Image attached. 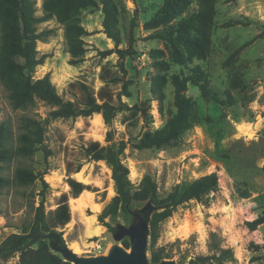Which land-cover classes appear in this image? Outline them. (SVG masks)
Returning <instances> with one entry per match:
<instances>
[{"label":"rangeland","instance_id":"1","mask_svg":"<svg viewBox=\"0 0 264 264\" xmlns=\"http://www.w3.org/2000/svg\"><path fill=\"white\" fill-rule=\"evenodd\" d=\"M42 1L34 3L38 17L46 13ZM168 1L110 0L118 44L104 32L100 0L74 11L72 21L86 31L80 37V60L69 51L65 19L49 14L36 23L37 31L44 33V40L36 41L37 56L44 59L31 79L47 74L56 92L75 103L84 98V85L96 103L106 100L117 111L110 126L98 112L51 119L54 107L34 96L24 98L17 79L0 78V243L32 228L41 197L46 212L63 193L69 202L66 179L82 175L89 187L84 191L95 202L78 209L69 205L71 216L60 229L62 237L79 255L106 254L112 244L128 242L127 237L115 240L111 231L117 223L130 222L128 209L147 201L130 198L125 206L126 193L131 197L144 175L151 176L163 198L175 185L184 187L216 172L217 188L176 206L158 224L153 247L175 264L219 255L220 249L232 254L223 264H264V223L255 229L248 225L264 217V0H179L177 12L162 19L160 11ZM193 14L188 29L186 21ZM4 22L0 11V48ZM131 38L135 52L123 60L116 52L103 54L127 48ZM14 91L23 99L20 106L13 100ZM178 94L191 126L159 148H140L146 134L162 128L179 111ZM32 119H48L41 143L21 138ZM109 130L112 141L106 140ZM91 142L120 149L131 183L121 194L116 215L101 220L99 214L120 191L106 162L88 153ZM150 248L148 238L149 259ZM17 262L16 252L0 254V264Z\"/></svg>","mask_w":264,"mask_h":264},{"label":"trees","instance_id":"2","mask_svg":"<svg viewBox=\"0 0 264 264\" xmlns=\"http://www.w3.org/2000/svg\"><path fill=\"white\" fill-rule=\"evenodd\" d=\"M102 3L101 10L104 14L103 28L107 37L111 38L116 44L119 43V32L113 26L112 5L110 0H100ZM179 0H169L167 6L161 9L160 16L165 19L170 14L177 12V2ZM35 0H0V11L4 15L5 20L2 29V43L0 48V78L5 81L17 79L20 94L26 98L34 96L44 100L51 105L53 110L49 112L51 119L67 118L76 116H88L93 112L101 113L103 122L110 126L117 108L106 100L101 103H96L95 99L90 95L86 86L82 85L84 98L79 103L71 100H64L55 90V86L50 82L49 76L46 74L41 78L32 80L30 73L34 72L36 65L43 62L44 56H37L36 41L44 40V33L37 31L36 23L41 19H47L49 14H57L66 20L68 31L67 42L69 51L72 57H78L83 50H79V44L83 41L81 36L86 34L85 29L72 21L71 14L79 8H85L96 4V0H43V7L46 11L45 15L38 17L34 14ZM196 15H191L185 27L191 29ZM111 52H116L118 59L121 61L126 55H131L135 52L133 47V38H131L128 47L125 49L116 48L115 50H107L103 54L107 55ZM15 57L20 58V62L14 60ZM177 86L180 84L176 81ZM181 89V87H179ZM18 91L12 93L13 100L17 106L23 104V99L17 97ZM179 111L173 115L168 122L160 129L148 133L143 137L138 146L140 148H159L178 138L186 129L191 126V121L186 112L187 106L184 105V99L179 94ZM250 99V101H252ZM48 119L36 120L32 119V125L25 133L21 134L23 142L41 143L44 136V124ZM107 141H112V131L107 132ZM87 151L91 158L96 160H104L112 170V177L116 182L119 195L112 197L110 202L103 208L98 216L101 220L107 216H114L117 213L118 206L121 202V194L124 191L131 189V183L128 179V168L124 165L120 158V149H114V146L101 147L97 142L89 143ZM67 185L71 197H76L84 189L89 190V187L74 178L67 177ZM43 185L47 186L42 179ZM218 176L216 172L202 174L191 180L184 187L175 185L173 189L163 198H159L156 191V184L150 175H144L140 180L137 189L131 194L134 201L140 202L150 199L155 205H165L164 208L154 211L150 218V260L153 264L158 263L165 256L161 250L153 247L158 236V224L169 217L172 211L179 204L191 199L199 200L202 195L214 191L217 188ZM44 199L41 197L39 205L35 208V216L32 228L28 231L22 229L21 233H13L8 235L0 243V254L7 257L13 254V249L24 246L29 239L34 235L33 229L38 226L43 233L57 232L60 236V243L65 244L60 230L66 225L71 216V211L68 203V195L63 193L60 195L56 206L46 212L43 207ZM264 223V217L259 216L249 222V228L255 229L257 225ZM35 230V229H34ZM125 247H128V242H123ZM18 254L17 264H71L64 260L59 254L50 250L48 243L44 239H40L35 247H30ZM232 257L230 249H220L219 255L197 256L190 259L188 264H198L199 262L214 260L213 264H223L224 258Z\"/></svg>","mask_w":264,"mask_h":264},{"label":"water","instance_id":"3","mask_svg":"<svg viewBox=\"0 0 264 264\" xmlns=\"http://www.w3.org/2000/svg\"><path fill=\"white\" fill-rule=\"evenodd\" d=\"M99 9V7H98ZM127 195L125 206L128 208L130 195ZM165 205H155L148 199L140 208L128 209L131 214L130 222L125 225L117 223L111 231L115 240L120 241L128 238V248L112 244L106 254L97 255H79L65 244L60 243V236L57 232L43 233L38 226L35 228L34 235L22 247L13 249L14 252H20L32 246H35L40 239L47 241L50 250L59 254L64 260L71 264H150L148 258V238L150 233V218L154 211L164 208ZM156 264H175L173 260L161 259Z\"/></svg>","mask_w":264,"mask_h":264},{"label":"bare ground","instance_id":"4","mask_svg":"<svg viewBox=\"0 0 264 264\" xmlns=\"http://www.w3.org/2000/svg\"><path fill=\"white\" fill-rule=\"evenodd\" d=\"M78 181L85 182L86 180H85V178L82 175H79L78 176ZM90 200H91V194L89 193V191H87V190L84 191L83 190V191L80 192V194L78 196L71 197L69 199L68 203L71 206V208L78 209V208H81L83 205H87L88 201H90ZM95 205H97V206H95V209L100 210V207L98 206V204H95ZM91 227H92V222L88 221L87 230L89 232L91 230Z\"/></svg>","mask_w":264,"mask_h":264},{"label":"crops","instance_id":"5","mask_svg":"<svg viewBox=\"0 0 264 264\" xmlns=\"http://www.w3.org/2000/svg\"><path fill=\"white\" fill-rule=\"evenodd\" d=\"M89 202H95L94 199L90 200Z\"/></svg>","mask_w":264,"mask_h":264}]
</instances>
